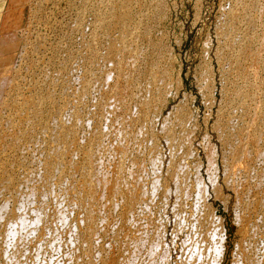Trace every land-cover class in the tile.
<instances>
[{
    "label": "rangeland",
    "instance_id": "rangeland-1",
    "mask_svg": "<svg viewBox=\"0 0 264 264\" xmlns=\"http://www.w3.org/2000/svg\"><path fill=\"white\" fill-rule=\"evenodd\" d=\"M11 1H3L1 14V89L10 68L20 77L15 89H0V208L11 209L0 214V264H149L157 239L165 264H186L194 243L213 229L223 236L221 264H233L239 242L264 264V158H256L264 151V0ZM31 99L37 107L24 104ZM239 148L247 151L244 165L229 173L226 161L235 164ZM152 155L160 161L156 171ZM211 157L217 191L208 176ZM155 176L163 187L153 192ZM175 177L186 196L175 191ZM111 182H123L118 195ZM197 182L205 191L200 202ZM142 186L147 195H139ZM16 187L26 191L22 200ZM108 198L113 203L104 207ZM23 205L39 222L8 242L7 216ZM53 212L66 214L65 222Z\"/></svg>",
    "mask_w": 264,
    "mask_h": 264
},
{
    "label": "bare ground",
    "instance_id": "bare-ground-1",
    "mask_svg": "<svg viewBox=\"0 0 264 264\" xmlns=\"http://www.w3.org/2000/svg\"><path fill=\"white\" fill-rule=\"evenodd\" d=\"M33 1V0H32ZM123 2H124V0H122ZM130 1V0H129ZM22 2V0H19V2H18V0H12L11 1V3L13 4V5H17V4H19V3H21ZM126 2V4L128 3V0H126L125 1ZM100 4V3H99ZM120 5H121V3H120ZM122 7V6H121ZM237 7V6H236ZM241 7V6H240ZM117 9V8H116ZM21 10V9H20ZM118 10V9H117ZM229 10V9H228ZM111 12V11H110ZM160 12V11H159ZM235 12V11H234ZM21 14H22V11L20 12ZM127 13V12H126ZM30 14V13H29ZM113 14V13H112ZM237 14V13H236ZM138 15V14H137ZM248 15V14H247ZM8 17H9V15L7 16V17H4L5 18V25L3 26V27H5L6 26V23H7V20H6V18L8 19ZM115 17V16H114ZM126 17H127V14H126ZM19 18V17H18ZM21 18V17H20ZM120 18V17H119ZM241 18V17H240ZM246 18V17H245ZM248 18V17H247ZM25 19V18H24ZM124 19V18H123ZM228 19V18H227ZM31 20H32V18H31ZM119 20V19H118ZM253 20V19H252ZM41 21V20H40ZM232 21V20H231ZM29 22H31V21H29ZM60 22V21H59ZM254 22H255V20H254ZM19 23V22H18ZM16 24V25H19V24ZM91 23V22H90ZM249 23V22H248ZM252 23V22H251ZM2 24H3V22H2ZM232 24H233V22H232ZM254 24V23H253ZM16 25H11L10 27H12L13 28V30H14V32L17 30V26ZM50 25V24H49ZM77 25V24H76ZM103 25V24H102ZM124 25V24H123ZM247 25V24H246ZM31 26V25H30ZM128 26V25H127ZM250 26V25H249ZM1 27V26H0ZM2 27V28H3ZM1 30V29H0ZM12 30V29H11ZM58 30V29H57ZM52 31V30H51ZM61 32V31H60ZM139 32V31H138ZM1 33H3V32H1ZM90 33V32H89ZM129 33V32H128ZM13 35H15V33L13 34ZM129 35V34H128ZM244 35V34H243ZM7 36V35H6ZM2 37V36H1ZM109 37V36H108ZM107 37V38H108ZM133 37V36H132ZM248 37V36H247ZM82 38V37H81ZM131 38V37H130ZM16 39H18V38H16ZM40 39H41V37H40ZM256 40H257V38H256ZM262 40V39H261ZM20 41V40H19ZM38 41H39V39H38ZM41 41V40H40ZM133 42V41H132ZM241 42V41H240ZM18 43V42H17ZM16 43V44H17ZM26 43V42H25ZM92 43V42H91ZM108 43H110V42H108ZM113 43V42H112ZM1 44V43H0ZM13 44H14V42H13ZM12 44V45H13ZM27 44H28V42H27ZM36 44V43H35ZM117 44V43H116ZM131 44V43H130ZM243 44H244V42H243ZM20 45V44H19ZM37 45H43V43L42 42H38V44ZM109 45V44H108ZM122 45V44H121ZM260 45V44H259ZM17 46V45H16ZM30 46V45H29ZM35 46V45H34ZM114 46V45H113ZM119 46V45H118ZM19 47V46H18ZM22 47V46H21ZM142 47V46H141ZM110 48V47H109ZM232 48V47H231ZM6 49H7V47H6ZM13 49H15V48H13ZM12 49V50H13ZM119 49V48H118ZM121 49V48H120ZM126 49V48H125ZM132 49V48H131ZM26 50V52H27V50H28V48L26 49V48H23V52ZM93 50V49H92ZM112 50V49H111ZM114 50H116V49H114ZM9 51V50H8ZM32 51H35V50H31V52ZM124 51V50H123ZM130 51V50H129ZM137 51V50H136ZM14 52V51H13ZM28 52H29V50H28ZM30 52V53H31ZM37 52V51H36ZM246 52V51H245ZM16 53H17V50H16ZM29 53V54H30ZM35 53V52H34ZM111 53V52H110ZM132 53V52H131ZM252 53V52H251ZM250 53V54H251ZM255 53V52H254ZM254 53L252 54L253 56H254ZM112 54V53H111ZM126 54V53H125ZM139 54V53H138ZM242 54H244V53H242ZM248 54V53H247ZM256 54V53H255ZM245 55H246V53H245ZM256 55H258V54H256ZM255 55V56H256ZM22 56H24V55H22ZM117 56V55H116ZM115 56V57H116ZM118 56H119V53H118ZM242 56V55H241ZM250 55H248V57H249ZM251 57V59H252V56H250ZM10 58V57H9ZM14 58V57H13ZM24 58V57H23ZM106 58V57H105ZM235 58H237V57H235ZM245 58H246V56H245ZM254 58V57H253ZM6 59H7V57H6ZM89 59V58H88ZM130 59V58H129ZM134 59V58H133ZM250 59V58H249ZM131 60V59H130ZM254 60H256L255 58H254ZM21 61V60H20ZM128 61V60H127ZM251 61V60H250ZM253 61V60H252ZM5 62V61H4ZM88 62V61H87ZM97 62H98V60H97ZM105 62V61H104ZM122 62V61H121ZM239 62V61H238ZM1 63V62H0ZM3 63V62H2ZM18 63H19V61H18ZM25 63V62H24ZM60 63V62H59ZM250 63V62H249ZM254 63V62H253ZM7 64V63H6ZM10 64V63H9ZM230 64V63H229ZM2 65V64H1ZM19 65H20V63H19ZM44 65V64H43ZM7 66V65H6ZM132 66V65H131ZM244 66V65H243ZM22 67V66H21ZM257 67V66H256ZM18 68V67H17ZM252 68V67H251ZM5 69V68H4ZM9 69V68H8ZM80 69V68H79ZM103 69V68H102ZM105 69V68H104ZM27 70V69H26ZM77 70V69H76ZM115 70V69H114ZM118 70H119V68H118ZM253 70V69H252ZM4 71V70H3ZM28 71V70H27ZM2 72V71H1ZM5 72V71H4ZM59 72V71H58ZM122 72V71H121ZM247 72V71H246ZM253 72V71H252ZM256 72V71H255ZM7 73L9 74V77H7V79H4V84H3V86H2V89H12V88H16V80H17V77H20L19 76V73H20V71L19 70H11V68H10V70H8L7 71ZM57 73V72H56ZM105 73V72H104ZM108 73V72H107ZM165 73H166V71H165ZM257 73V72H256ZM84 74V73H83ZM121 74V73H120ZM30 75V74H29ZM33 75V74H32ZM6 76V75H5ZM23 76H24V74H23ZM44 76V75H43ZM108 76V75H107ZM154 76H155V74H154ZM153 76V77H154ZM163 76V75H162ZM23 78V77H22ZM38 78V77H37ZM163 79L165 78V77H162ZM162 78H160V79H162ZM2 79V78H1ZM0 79V80H1ZM19 79V78H18ZM24 79V78H23ZM83 79V78H82ZM85 79V78H84ZM83 79V80H84ZM53 81V80H52ZM155 81H156V79H155ZM171 81V80H170ZM263 81V80H262ZM0 82H2V81H0ZM80 84V83H79ZM84 84V83H83ZM106 84H107V81H106ZM162 84H163V82H162ZM1 85V84H0ZM125 85V84H124ZM18 87V86H17ZM41 87V86H40ZM80 87V86H79ZM164 87V86H163ZM20 88V87H19ZM177 88V87H176ZM0 89H1V86H0ZM1 89V90H2ZM28 89V88H27ZM39 89V88H38ZM85 89V88H84ZM110 89V88H109ZM29 90V89H28ZM4 91V93H5V90H3ZM12 92V91H11ZM25 92V91H24ZM65 93V92H64ZM1 94V93H0ZM6 94H8V91H7V93ZM15 94V93H14ZM118 94V93H117ZM164 94V93H163ZM11 95V94H10ZM10 95H9V97H10ZM16 95V94H15ZM29 95V94H28ZM208 95V94H207ZM19 96V95H18ZM22 96V95H21ZM90 96V95H89ZM110 96V95H109ZM209 96V95H208ZM211 96V95H210ZM8 97V96H7ZM118 97V96H117ZM157 97V96H156ZM5 98V97H4ZM21 98V97H20ZM69 98V97H68ZM120 98V97H119ZM11 99H13L12 97H11ZM19 99V98H18ZM24 99V98H23ZM30 99V98H29ZM100 99V98H99ZM4 99L2 98V96L0 95V105L3 107V106H5L4 104H5V102H4V104H2ZM31 100H33V99H31ZM4 101H6V100H4ZM9 101V100H8ZM36 101V100H35ZM34 100L33 101H25V103L24 104H27V107L28 106H33V105H37L36 103H34L35 102ZM38 101V100H37ZM98 101V100H97ZM114 102V101H113ZM147 102V101H146ZM13 103V102H12ZM15 103V102H14ZM17 103V102H16ZM22 103V102H21ZM55 103V102H54ZM119 103V102H118ZM8 104V103H7ZM40 104H41V102H40ZM135 104V103H134ZM17 105V104H16ZM39 105V104H38ZM76 105V104H75ZM106 105V104H105ZM0 106V108H2ZM8 106V105H7ZM13 106V105H12ZM20 106H21V104H20ZM24 106V105H23ZM66 106V105H65ZM120 106V105H119ZM155 106V105H154ZM258 106V105H257ZM15 107V106H14ZM26 107V106H25ZM37 107V106H36ZM142 107V106H141ZM8 108V107H7ZM7 108H4V110H6ZM13 108V107H12ZM29 108H31V107H29ZM64 108V107H63ZM22 109V108H21ZM33 109V108H32ZM74 109V108H73ZM23 110V109H22ZM118 110V109H117ZM143 110V109H142ZM160 110V109H159ZM31 111V110H30ZM64 111V110H63ZM72 111V110H71ZM0 112H1V110H0ZM10 112V111H9ZM9 112H7L8 113V115H9ZM12 112V111H11ZM38 112V111H37ZM135 112V111H134ZM178 112V111H177ZM236 112V111H235ZM6 113V112H5ZM4 113V114H5ZM16 113H19V111H17ZM15 113V114H16ZM24 113V112H23ZM30 113V112H29ZM70 113V112H69ZM145 113V112H144ZM14 114V113H13ZM22 114V113H21ZM40 114H41V112H40ZM21 116V115H19V114H16V116ZM26 115V114H25ZM254 115V114H253ZM5 116V115H4ZM15 116V117H16ZM63 116V115H62ZM96 116V115H95ZM135 116V115H134ZM1 117V116H0ZM11 118H9V119H7V122L6 123H4V124H7V123H9V122H11V120L13 119V118H15V117H13L12 118V115L10 116ZM22 117V116H21ZM4 118V117H3ZM18 119H20L19 117H17ZM29 118V117H28ZM35 118V117H34ZM67 118V117H66ZM72 118V117H71ZM132 118V117H131ZM146 118V117H145ZM176 118V117H175ZM5 119H6V117H5ZM24 119V118H23ZM22 119V120H23ZM32 119V118H31ZM231 119V118H230ZM261 120V119H260ZM1 121H2V119H1ZM26 121V120H25ZM70 121V120H69ZM91 121V120H90ZM125 121V120H124ZM136 121V120H135ZM186 121V120H185ZM240 121V120H239ZM244 121V120H243ZM3 122H4V119H3ZM23 122V121H22ZM29 122V121H28ZM33 122V121H32ZM31 122V123H32ZM39 122V121H38ZM64 122V121H63ZM36 123V122H35ZM48 123V122H47ZM168 123V122H167ZM170 123V122H169ZM184 123V122H183ZM13 124V123H12ZM24 125V124H23ZM31 125V124H30ZM34 125V124H33ZM61 125H63V124H61ZM72 125V124H71ZM58 126V125H57ZM69 126V125H68ZM9 127V126H8ZM34 127V126H33ZM32 127V128H33ZM63 127V126H62ZM61 127V128H62ZM256 127V126H255ZM149 128V127H148ZM192 128V127H191ZM196 128V127H195ZM0 129H1V127H0ZM34 129V128H33ZM164 128H162V130H163ZM218 129V128H217ZM232 129H233V127H232ZM264 129V128H263ZM144 130V129H143ZM34 131V130H33ZM65 131V130H64ZM23 132V131H22ZM121 132V131H120ZM124 132V131H123ZM150 132V131H149ZM14 133V132H13ZM12 133V134H13ZM27 133V132H26ZM138 133L139 132H137V135H138ZM146 133V132H145ZM144 133V134H145ZM169 132H167V134H168ZM49 134H50V132H49ZM77 134V133H76ZM1 135V134H0ZM4 135V134H3ZM6 135V134H5ZM14 135V134H13ZM18 135V134H17ZM29 136H30V134H28ZM58 135V134H57ZM61 135V134H60ZM59 135V136H60ZM140 135V134H139ZM8 136V135H7ZM78 136V135H77ZM118 136V135H117ZM168 136H169V134H168ZM171 136V135H170ZM182 136V135H181ZM258 136H260V135H258ZM140 137H141V135H140ZM143 137V136H142ZM141 137V138H142ZM219 137V136H218ZM7 138V137H6ZM5 138V139H6ZM16 138V137H15ZM14 138V139H15ZM57 138H58V136H57ZM133 138V137H132ZM172 138V137H171ZM10 139V138H9ZM11 139H12V137H11ZM20 139V138H19ZM151 139V138H150ZM221 139V138H220ZM260 139H261V137H260ZM263 139V138H262ZM3 140V139H2ZM75 140V139H74ZM182 140V139H181ZM183 140L185 141V138H183ZM187 140V139H186ZM245 140V139H244ZM244 140H242L243 142H244ZM256 140H258V138H256ZM29 141V140H28ZM61 141V140H60ZM137 141V140H136ZM222 141V140H221ZM227 141V140H226ZM253 141H254V139H253ZM59 142V141H58ZM75 142V141H74ZM78 142V141H77ZM181 142V141H180ZM0 143H1V140H0ZM137 143V142H136ZM184 143V142H183ZM249 143V142H248ZM4 144V143H3ZM2 144V145H3ZM9 144V143H8ZM73 143H71V146H74L75 145V143H74V145H72ZM118 144H119V142H118ZM139 144V143H138ZM185 144V143H184ZM245 144H247V142L245 143ZM10 145V144H9ZM58 145V144H57ZM68 145V144H67ZM98 145V144H97ZM107 145V144H106ZM232 145H234V144H232ZM111 146V145H110ZM113 146V145H112ZM111 146V147H112ZM118 146V145H117ZM120 147L121 146H123V144H120L119 145ZM235 146V145H234ZM3 147V146H2ZM6 147H7V145H6ZM19 147V146H18ZM58 147V146H57ZM69 147H70V145H69ZM115 147V146H114ZM113 147V148H114ZM124 147V146H123ZM122 147V148H123ZM178 147V146H177ZM17 148V147H16ZM23 148V147H22ZM72 148V147H71ZM71 148H70V150H71ZM78 148V147H77ZM96 148V147H95ZM112 148V149H113ZM116 148V147H115ZM114 148V149H115ZM122 148H119L118 149V147H117V150H116V152H120V151H122L123 149ZM69 149V148H68ZM111 149V148H110ZM111 149V150H112ZM120 149H122V150H120ZM73 150V149H72ZM72 150L70 151V152H72ZM107 150V149H106ZM6 151V150H5ZM115 150H112V152L111 153H113ZM252 151V150H251ZM68 152V151H67ZM123 152V151H122ZM121 152V153H122ZM230 152V151H229ZM247 152V151H246ZM246 152L245 153H243V151L241 150V148H239V150L237 151V153H236V155L237 156H234L235 158H236V162H235V164H230V163H228L227 161H226V169H228V172L230 173L231 171H232V167H234V169H236V168H238V169H240L243 165H244V163H243V161H239V159H240V157H241V155H243V156H246ZM250 152V151H249ZM110 153V154H111ZM121 153H117L118 155H120ZM155 153V152H154ZM231 153V152H230ZM256 153V152H255ZM48 154V153H47ZM66 154V153H65ZM72 154V153H71ZM98 154V153H97ZM114 154H115V152H114ZM157 154V153H156ZM232 154V153H231ZM5 155V154H4ZM58 155V154H57ZM108 155H109V153H108ZM71 156H73V154L71 155ZM111 156V155H110ZM115 156H117V155H115ZM121 156V155H120ZM153 157L151 158V161H150V165H151V168H152V170L153 171H156L157 170V168H158V166H159V160H158V156H156V155H152ZM250 156V155H249ZM50 157V156H49ZM83 157V156H82ZM143 157V156H142ZM238 157V158H237ZM81 158V157H80ZM120 158V157H119ZM256 158L257 159H263L264 158V151L261 149L260 151H258L257 153H256ZM87 159V158H86ZM89 159V158H88ZM56 160V159H55ZM183 160V159H182ZM264 160V159H263ZM54 161V160H53ZM101 161V160H100ZM50 162V161H49ZM64 162V161H63ZM86 162V161H85ZM91 162V161H90ZM59 163V162H58ZM88 163V162H87ZM86 163V164H87ZM209 163H210V169H209V174H208V176H209V178H210V182H211V184L213 185V187L215 186V183H216V177L214 176V173H212L213 172V170H215L214 169V167H215V162L213 161V158L211 157V158H209ZM228 163V164H227ZM90 164V163H89ZM92 164V163H91ZM163 164V163H162ZM230 164V165H229ZM68 165V164H67ZM115 165V164H114ZM134 165H136L135 163H134ZM223 165V164H222ZM224 165H225V163H224ZM45 166V165H44ZM91 166V165H90ZM94 166V165H93ZM145 166V165H144ZM246 166H247V164H246ZM253 166V165H252ZM251 166V167H252ZM95 167V166H94ZM118 167V166H117ZM183 167V166H182ZM193 167V166H192ZM196 167V166H195ZM169 168V167H168ZM178 168V167H177ZM246 168V167H245ZM244 168V169H245ZM249 168V167H248ZM68 169V168H67ZM105 169H107V168H105ZM180 171L179 172H182V168L180 167ZM47 170V169H46ZM175 170H176V168H175ZM174 170V171H175ZM178 170L179 169H177V172H178ZM186 170V169H185ZM249 170V169H248ZM248 170H246V171H248ZM252 170H254V168L252 169ZM38 171H40V170H38ZM51 171V170H50ZM53 171V170H52ZM63 171V170H62ZM76 171V170H75ZM95 171H97L96 169H95ZM174 171H172L171 173H174ZM238 171V170H237ZM99 172V171H98ZM141 172V171H140ZM71 173V172H70ZM92 173V172H91ZM97 173V172H96ZM108 173V172H107ZM131 173V172H130ZM167 173V172H166ZM238 173V172H237ZM249 173V172H248ZM247 173V174H248ZM38 174V173H37ZM95 174V173H94ZM93 174V175H94ZM99 174V173H98ZM114 174H116V173H114ZM174 174H176V173H174ZM184 175H185V173H183ZM233 174V173H232ZM236 174V173H235ZM244 174V173H243ZM246 174V175H247ZM92 175V176H93ZM131 175V174H130ZM154 175H155V173H154ZM184 175H181L182 177L184 176ZM252 175V171H251V174H250V176ZM175 176V175H174ZM176 176H177V174H176ZM178 176H179V174H178ZM177 176V177H178ZM249 176V175H248ZM249 176V177H250ZM96 177V176H95ZM95 177H94V179H95ZM115 177V176H114ZM173 177V176H172ZM171 177V178H172ZM177 177H175L176 178V181H174L175 182V191H177L178 190V187L180 186L181 188H182V184L180 183H178L177 182ZM181 177V178H182ZM233 177H234V175H233ZM252 177L253 176H251V179H252ZM97 178V177H96ZM102 178V177H101ZM155 179H154V181H153V183H152V187H151V190L154 192V191H157L158 189H160V188H162L163 187V185L161 184V182H160V180H159V178L160 177H158V176H155L154 177ZM184 178V177H183ZM235 178V177H234ZM263 178H264V174H263ZM262 178V179H263ZM90 179V178H89ZM92 179V178H91ZM90 179V180H91ZM93 179V180H94ZM225 179V178H224ZM231 180H233L232 178H230ZM34 180H36V179H34ZM89 180V181H90ZM96 180V179H95ZM108 180V179H107ZM116 180H119V179H116ZM123 180V179H122ZM100 181H102L101 179H100ZM125 181V180H124ZM179 181V180H178ZM180 181H182V182H184L183 181V179H181ZM259 181V180H258ZM29 182V181H28ZM92 182V183H91ZM90 183L91 184H93L94 182L93 181H91ZM96 183L97 182H99V180L98 181H95ZM104 184H107L108 183V186H109V181L108 182H106V180L104 179ZM113 182V181H112ZM111 182V183H112ZM118 182V181H117ZM116 182V183H117ZM164 182V181H163ZM234 183L233 184H235V181H233ZM239 182V181H238ZM59 183V182H58ZM89 182H88V185L90 184ZM121 183V182H120ZM261 182L259 181L258 182V184H260ZM45 184V183H44ZM90 184V186H92L94 189H95V187H94V185L95 184H93V185H91ZM98 184V183H97ZM96 184V185H97ZM102 184H103V182H102ZM227 184H229L228 183V181H227ZM257 184V185H258ZM83 185V184H82ZM95 185V186H96ZM111 185V184H110ZM112 185H113V183H112ZM111 185V186H112ZM114 185H115V183H114ZM113 185V186H114ZM121 185V184H120ZM120 185H119V187H118V185H115V187L114 188H116V191L114 190V189H112V190H114L115 191V193L117 194V191L118 190H122V189H120ZM122 185H124L123 184V182H122ZM121 185V186H122ZM130 185V184H129ZM182 185V186H181ZM241 185V184H240ZM38 186V185H37ZM40 186V189H38V190H40V193L42 192V189H41V185H39ZM86 187H87V185H85ZM84 186V187H85ZM89 186V187H90ZM99 186V185H98ZM106 185H104V187H105ZM165 186V185H164ZM211 186V185H210ZM237 187H238V184L236 185ZM85 187V188H86ZM103 187V188H104ZM107 187V186H106ZM105 187V188H106ZM110 187V186H109ZM108 187V188H109ZM118 187V188H117ZM124 187V186H123ZM127 187V186H126ZM195 188H194V190L195 191H197V198H196V202H200L202 199H203V196L205 195L204 194V190H203V188H201V186H200V183L199 182H197V185L196 186H194ZM258 187V186H257ZM37 188V187H36ZM73 188V187H72ZM81 188V187H80ZM92 188V189H93ZM107 188V189H108ZM112 188V187H111ZM130 188V187H129ZM165 188V187H164ZM186 188H187V186H186ZM0 189H2V188H0ZM13 189V188H12ZM118 189V190H117ZM124 189H125V187H124ZM184 189V188H183ZM235 189V188H234ZM238 190H239V188H237ZM37 190V191H38ZM110 190V189H109ZM129 190V189H128ZM134 190V189H133ZM136 190V189H135ZM186 190V189H185ZM184 190V191H185ZM214 190H215V187H214ZM1 191V190H0ZM33 191V190H32ZM35 191V193H36V189L34 190ZM87 191V190H86ZM95 191V190H94ZM108 191V190H107ZM106 191V192H107ZM159 191V190H158ZM164 191H165V189H164ZM178 191H181V190H178ZM183 191V192H184ZM215 191H217V190H215ZM257 191V190H256ZM12 192V191H11ZM29 192H31V189H29V191H28V193L26 194V195H30L29 194ZM89 192V191H88ZM87 192V193H88ZM99 192V191H98ZM109 192H111L112 193V191H109ZM125 192V191H124ZM123 192V193H124ZM139 192H140V194L139 195H147V193L145 192V189H144V187L142 186L141 187V189L139 188ZM182 192V191H181ZM181 192H180V194H181ZM182 192V195L181 196H184V194H185V196H186V191H185V193H183ZM235 192H236V189H235ZM259 192V191H258ZM13 193V192H12ZM24 193V194H23ZM25 193H26V191L25 192H23V190H22V188L21 187H16V188H14V195L17 197V200H19V199H23L24 198V196H25ZM32 193V192H31ZM62 193V192H61ZM91 193V192H90ZM97 193V192H96ZM122 193V192H121ZM179 193V192H178ZM11 194V193H10ZM9 194V195H10ZM36 194H38V193H36ZM84 194V193H83ZM83 194H82V196H83ZM103 194V193H102ZM104 194H105V192H104ZM114 194V193H113ZM129 194V193H128ZM236 194H237V192H236ZM241 194V193H240ZM4 195V194H3ZM24 195V196H23ZM40 195V194H39ZM92 195H94V192H93V194ZM100 195V194H99ZM98 195V197H100ZM109 195V194H108ZM118 195V194H117ZM123 195V194H122ZM130 195V194H129ZM257 195V194H256ZM13 195L11 194V197H12ZM34 196L35 195H33V193H32V197L30 196V199H35L34 198ZM81 196V197H82ZM97 196V195H96ZM107 196V195H106ZM105 196V197H106ZM111 196V195H110ZM119 196H121V194L119 195ZM126 196H127V194H126ZM181 196H179V197H181ZM258 196V195H257ZM26 197V196H25ZM36 197V196H35ZM49 197H50V195H49ZM77 197V196H76ZM103 197V196H102ZM101 197V198H102ZM109 197V196H108ZM140 197V196H139ZM256 197V196H255ZM80 198V197H79ZM93 198V197H92ZM107 198V197H106ZM112 198H113V195H112ZM129 198H130V196H129ZM253 198V197H252ZM257 198V197H256ZM27 199L28 198H25V201H27ZM88 199V198H87ZM103 199H105V198H103ZM125 199V198H124ZM174 199V198H173ZM10 200H11V198H10ZM13 200V199H12ZM100 200V199H99ZM142 201H143V199H141ZM259 200V199H258ZM262 200V199H261ZM33 201V200H32ZM110 200H109V198H108V201H107V203H103L104 204V207H106V206H108L107 204H108V202H109ZM203 201V200H202ZM256 202H257V200H255ZM5 202V201H4ZM15 202H16V200H15ZM20 202V201H19ZM22 202V201H21ZM96 202V201H95ZM27 203H28V201H27ZM27 203L25 202V205H27ZM30 203V202H29ZM110 203H111V201H110ZM109 203V204H110ZM113 203V202H112ZM111 203V204H112ZM145 203V202H144ZM259 203H261V202H259ZM18 203H15V205H17ZM24 204V203H23ZM110 204V205H111ZM167 204V203H166ZM263 204V203H262ZM261 204V205H262ZM3 205V204H2ZM20 205H22V203H20ZM25 205H23L22 206V208L21 207H19V206H14L15 207V209H16V212L18 211V212H20V213H18L17 214V216H16V214L14 215L15 216V218H14V216H12V218H11V214H12V212H10L11 214L9 215L10 216V218L7 216V218H8V220L10 219V222L8 221L7 222V225H6V227L8 226V224H9V228H8V230L5 228V225H4V229L7 231V234L4 236V237H6L7 239H10V238H12V237H14V235L16 236V233H18V234H20V231L19 232H16V231H18V230H21V232L25 229V231H26V228L28 229V227H33V226H37V223L39 222L37 219H35V216H33V214L32 213H25L24 211L25 210H22V209H24L25 207ZM29 205V204H28ZM91 205H92V203H91ZM113 205H115V204H113ZM206 205V204H205ZM256 205V204H255ZM13 206V205H12ZM88 206H89V204H88ZM92 206H94V204L92 205ZM112 206V205H111ZM179 206V205H178ZM262 206H264V204L262 205ZM17 207L18 208H20L19 210H17ZM24 207V208H23ZM90 207V206H89ZM99 207V206H98ZM235 207V206H234ZM260 207V206H259ZM13 208V207H12ZM91 208V207H90ZM96 208V207H95ZM210 208V207H209ZM254 208V207H253ZM10 208H8L7 210H9ZM26 209H28V208H26ZM85 209V208H84ZM112 209V208H111ZM7 210H6V207L5 206H1V208H0V214L1 215H5V214H7ZM13 210V209H12ZM90 210V209H89ZM94 210V209H93ZM10 211H11V209H10ZM27 212L29 211V210H26ZM51 211V210H50ZM86 211V210H85ZM91 211V210H90ZM15 212V211H14ZM59 212V211H58ZM58 212H56V213H54V215H58L57 213ZM89 213V212H88ZM95 213V212H94ZM8 214H9V212H8ZM52 214V213H51ZM51 214H50V217L49 218H51ZM91 214H92V212H91ZM182 214V213H181ZM190 214V213H189ZM53 215V214H52ZM54 215L52 216V217H54ZM66 214H63V213H59V215H58V220L59 221H61L62 222V220L63 219H65L66 220V216H65ZM78 215V214H77ZM88 215V214H87ZM93 215V214H92ZM176 215V214H175ZM91 216V215H90ZM89 216V217H90ZM200 216V215H199ZM263 216V215H262ZM1 217H3V216H1ZM48 217H47V219H48ZM217 217V216H216ZM264 217V216H263ZM6 218V217H5ZM14 218V219H13ZM56 217H54V219H55ZM57 218H56V220H57ZM88 218V217H87ZM93 218V217H92ZM212 218V217H211ZM210 218V219H211ZM250 218V217H249ZM1 220H3L2 218H0ZM12 219V220H11ZM78 219V218H77ZM218 221L220 220V219H218V218H216ZM85 220V219H84ZM88 220V219H87ZM180 220V219H179ZM243 220V219H242ZM6 221H7V219H6ZM12 221V222H11ZM38 221V222H37ZM58 221V222H59ZM64 221V220H63ZM86 221V220H85ZM65 222V221H64ZM63 222V223H64ZM78 222V221H77ZM91 222V221H90ZM216 222V221H215ZM4 223H6L5 221H4ZM60 223V222H59ZM84 223V222H83ZM262 223V222H261ZM90 224V223H89ZM239 224H240V221H239ZM246 224H247V222H246ZM246 224H245V227H246ZM251 224V223H250ZM264 224V223H263ZM262 224V225H263ZM60 225V224H59ZM69 225V224H68ZM219 225V224H218ZM86 226V225H85ZM182 226V225H181ZM240 226H242V225H240ZM254 226H255V224H254ZM69 227V226H68ZM77 227H79V226H77ZM88 227V226H87ZM94 227H95V225H94ZM157 227V226H156ZM220 227V226H219ZM244 227V226H243ZM250 227V226H249ZM36 228V227H35ZM192 228H193V226H192ZM210 228V227H209ZM242 228V227H241ZM253 228V227H252ZM2 229V228H1ZM32 230H33V228H31ZM91 229V228H90ZM180 229V228H179ZM196 229V228H195ZM245 229V228H244ZM78 230H79V228H78ZM5 231V232H6ZM89 231V230H88ZM240 231V230H239ZM254 231V230H253ZM259 231V230H258ZM5 232H2V234H5ZM24 232V231H23ZM84 232V231H83ZM85 233V232H84ZM178 233V232H177ZM242 233V232H241ZM254 234H255V231L253 232ZM1 234V233H0ZM250 234V233H249ZM159 235H161L160 233H159ZM244 235V234H243ZM242 235V236H243ZM17 236H19V235H17ZM16 236V237H17ZM25 236V235H24ZM245 236V235H244ZM253 236V235H252ZM3 237V236H2ZM1 236H0V238H2ZM133 237V236H132ZM131 237V238H132ZM206 237V236H205ZM6 238H3L4 240L6 239ZM15 238V237H14ZM89 238V237H88ZM187 238V237H186ZM6 239V240H7ZM13 239V238H12ZM17 239V238H16ZM147 239V238H146ZM262 239V238H261ZM76 240V239H75ZM145 240V239H144ZM144 240L143 239H141L140 238V240H138L137 242H136V244H134V247H135V252L132 254V253H130V255H129V257H127V259L128 260H130V261H133V259H135V254L139 251V248H140V246L142 245V243L144 242ZM156 240V239H155ZM254 240V239H253ZM264 240V239H263ZM9 241H11V239L10 240H8V242ZM77 241V240H76ZM84 241V240H83ZM82 241V242H83ZM85 241H87V240H85ZM189 240L187 239V242H188ZM12 242V241H11ZM131 242V241H130ZM222 242H223V236H222V234L220 233V232H218V231H216V230H214L213 229V231L211 232V234L206 238V239H203V240H200V241H198L197 243L195 242L194 244H196V245H194V247H193V253H190L189 255H187L186 256V259H185V263L186 264H221L222 262H221V260L223 259V257H224V255H223V252H224V247H223V245H222ZM259 242H260V240H259ZM264 242V241H263ZM85 243V242H84ZM185 243V242H184ZM244 243V242H243ZM247 243H249V242H247ZM94 244V243H93ZM119 244V243H118ZM162 244V243H161ZM83 245V244H82ZM252 246H254V245H252ZM262 246H263V244H262ZM237 247V250H236V253L234 254V256H233V259H232V261H233V264H259L260 262L259 261H257L254 257H250V254H249V248L247 249L246 247H244V244H240V242L238 243V245L236 246ZM75 249H76V247H75ZM255 249H256V247H255ZM263 249V248H262ZM11 251V250H10ZM167 251V250H166ZM261 252H262V250H261ZM263 253V252H262ZM15 254V253H14ZM255 254V253H254ZM149 255H150V259L152 258V259H154L153 261L152 260H150L148 263L149 264H165L164 263V260H165V253H163L162 252V249H161V245H160V242H159V240L157 239L156 240V242H154L153 244H152V246L150 247V249H149ZM264 255V254H263ZM13 256H15V255H13ZM12 256V257H13ZM261 256V255H260ZM158 258V259H157ZM207 258V259H206ZM252 258H254V259H252ZM9 259V258H8ZM11 259V258H10ZM15 259H16V257L14 258L13 257V262H15L16 263V261H15ZM17 260V259H16ZM168 260V259H167ZM18 261V260H17ZM126 261V260H125ZM8 262H11V260L10 261H8ZM121 262V261H120ZM129 262V261H128ZM127 262V263H128ZM10 264V263H9ZM11 264H14V263H11ZM123 264V263H122Z\"/></svg>",
    "mask_w": 264,
    "mask_h": 264
},
{
    "label": "crops",
    "instance_id": "crops-1",
    "mask_svg": "<svg viewBox=\"0 0 264 264\" xmlns=\"http://www.w3.org/2000/svg\"><path fill=\"white\" fill-rule=\"evenodd\" d=\"M4 0H0V26H2L1 25V23H2V20H3V15H1L2 14V8H3V4H4V2H3ZM0 29H1V27H0Z\"/></svg>",
    "mask_w": 264,
    "mask_h": 264
}]
</instances>
